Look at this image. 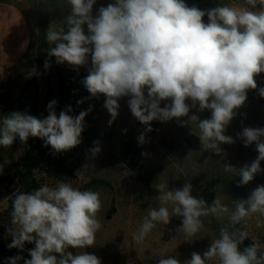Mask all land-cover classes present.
<instances>
[{
    "label": "clouds",
    "instance_id": "1",
    "mask_svg": "<svg viewBox=\"0 0 264 264\" xmlns=\"http://www.w3.org/2000/svg\"><path fill=\"white\" fill-rule=\"evenodd\" d=\"M96 4L97 0H67V15L51 22L46 31L50 47L45 50L44 69H50L53 57L57 65L67 64L77 72L85 68L87 75L80 83L89 95L77 100V106L103 96V108L110 116L108 126L119 115L120 100L127 98L132 116L144 126L137 137L140 145L154 130L152 122L175 119L181 127L195 123L201 149L223 158L221 145L235 143L225 134L227 127L245 104L248 92L256 90L264 98V87L257 83L264 73V0L204 10L185 0H113L94 14ZM26 75L31 78L41 73L33 66ZM56 107L57 101H50L48 115L42 118L28 111L0 117V146L10 147L17 140L27 145L29 138H39L53 155L79 146L92 105L78 115L71 114L70 105L57 115ZM205 111L210 117L201 119L197 113ZM184 117L187 120L181 119ZM236 139L244 147L254 144L258 153L243 166L224 163V171L239 177L238 186H244L264 172V127H243ZM93 143L89 159L101 151L100 141ZM3 167L0 164V173ZM92 170L95 165L86 162L75 176L84 181ZM153 187L159 192L160 206L148 210L140 229L133 233L134 241L142 243L158 224L168 225L172 216L182 218L177 232L188 237L204 227L202 217H227L219 238L211 240L202 255L193 252L183 264H208L214 258L218 264H264V245L253 242L241 251L239 246L249 232L235 228L253 216L257 228L264 226V184L247 198L232 200V208L218 197L209 204L202 196H193L190 182L181 188L170 189L163 182H155ZM101 209L98 192L62 180L17 194L11 226L6 228V236L11 237L7 248L23 252L26 243L34 247L28 250L30 258L18 254L5 264H102L95 254L72 251L95 246L96 233L102 227L97 215ZM229 225L235 230L230 231ZM157 264L181 261L168 256Z\"/></svg>",
    "mask_w": 264,
    "mask_h": 264
},
{
    "label": "rangeland",
    "instance_id": "2",
    "mask_svg": "<svg viewBox=\"0 0 264 264\" xmlns=\"http://www.w3.org/2000/svg\"><path fill=\"white\" fill-rule=\"evenodd\" d=\"M9 1L16 4L26 15L32 39L26 57L0 76V117L12 111H28L29 114L42 118L48 115L47 105L52 100L57 101L56 112L59 115L61 110L57 84L60 69L72 74L74 78V85L64 108L70 105L73 109L71 114L78 115L90 104L93 107V111L85 117L86 128L85 133H82V143L74 149L82 150L86 162L94 164L95 170L89 171L84 181L79 178H69L64 174L53 177L49 175L47 165L34 172L39 187L45 184L54 186L61 180L79 188L93 179H103L110 184L90 188L100 194L102 201V209L97 214L102 227L96 233L95 246L72 251L74 253L88 251L95 254L101 258L102 264H157L159 259L168 256H175L183 264L184 260L191 258L193 252L202 255L209 248L211 240L219 238L220 229L228 224L227 217L220 219L213 216L202 217L204 227L192 237L186 236L182 231L177 232L182 226V218L176 216L171 217L168 225L158 224L142 243L133 240V233L140 229L148 210L160 206V202L156 199L159 192L153 187L155 182L166 183L170 189L181 188L186 182H190L193 185L192 195L197 198L202 196L209 204L218 197L223 204L232 208L234 207L232 200L243 199L235 192L240 178L232 173H226L224 163L243 166L256 158L258 153L255 151L247 155L244 164L237 160L238 147L243 144L236 139V135L243 127H255L259 102L247 101V106L244 104L238 110V115L227 127L225 134L232 136L235 143L221 145L224 150L223 158L212 153L211 150L201 149L199 129L195 123L181 127L175 119L164 123L152 122L154 130L147 133V142L143 145L139 144L142 153L148 155H142L137 170L131 171L122 161L124 143L127 140L137 142V137L144 126L132 116L127 106V98L120 100L119 115L113 124L108 126L107 121L110 116L103 108V96L77 106V100L89 95L80 83V80L87 75L85 68H80L77 72L67 64L57 65L53 57L50 69L47 71L44 69V61L48 59L45 50L50 45L46 41V33L43 37L40 35L37 23L44 17H47L48 26L53 21L61 20L69 11L67 0ZM99 1L102 0H97V3ZM195 1L202 10L219 4L244 5V0ZM96 10L94 5V14ZM33 66L41 75L27 78V71ZM257 83L259 87H264V73L257 77ZM249 103L254 106L251 110L248 109ZM195 111L193 109V112ZM197 114L201 119L210 117L208 111ZM244 116L246 118H243ZM181 119L187 120V117ZM258 127H264V121ZM124 129H127L126 134L123 133ZM170 138L174 140L172 148L165 147L161 141ZM97 140L100 141L101 151L94 158L89 159L88 150ZM32 144L37 148L44 147L43 141L39 138H29L27 145H22L17 140L10 147L0 146V164L4 165L3 172L0 173V211H7V214L0 217V232L8 241L2 252L6 259L13 257L11 249L7 248L11 237L6 236V228L11 226L12 202L20 193L19 177L22 172V161ZM263 163L264 161L261 162V168ZM158 166L162 167V170L148 186L145 185L142 181L143 175ZM262 182L264 184L261 173L243 187L250 194ZM169 210L171 211V206ZM261 220L264 221V217ZM242 225L243 229L249 232L253 242L264 245V226L256 227L255 216L242 222ZM229 230L234 228L229 225ZM239 247L243 251L244 243ZM208 264H218V260L214 258L208 261Z\"/></svg>",
    "mask_w": 264,
    "mask_h": 264
},
{
    "label": "trees",
    "instance_id": "3",
    "mask_svg": "<svg viewBox=\"0 0 264 264\" xmlns=\"http://www.w3.org/2000/svg\"><path fill=\"white\" fill-rule=\"evenodd\" d=\"M185 2L191 6L195 4L201 10V6L195 0H185ZM108 3H111L110 0H102L96 4V8L98 9L101 5L107 6ZM41 17V16H40ZM205 21L207 17L204 18ZM38 31L40 35L43 37L47 31L48 23L47 17H44L42 21H38ZM32 39V35H31ZM31 47V45H30ZM74 85V78L72 74L66 73L63 69H60L58 74V92L60 96V110L64 109L65 102H67L68 97L70 95L71 88ZM163 106V105H162ZM58 115V114H57ZM85 133V131L83 132ZM112 136V133H111ZM173 138L170 139H163L161 143L168 148H172L173 146ZM255 152V145H251L249 147H244V145H240L237 150L236 158L239 162L245 163L246 157L249 153ZM258 155V154H257ZM142 160V151L139 144L132 140H127L124 143V153L122 157V161L124 165L131 171L137 170L139 164ZM86 162L85 154L80 149H72L69 152L53 155L52 150L49 147H42L37 148L35 144H32L26 151L23 161H22V172L19 177V185H20V193L22 192H30L33 189L39 188L38 183L34 177V172L37 169L44 167L45 165L48 166V173L53 177H58L60 174H64L69 178L75 179L78 178L75 176V172L82 167ZM263 162V161H262ZM262 169H264V163L262 165ZM162 170V167H155L154 169L146 172L143 177L142 181L145 185H149L151 181L157 176V174ZM264 178V172H262ZM96 185H107L110 184L103 180V179H93L90 182L86 183L81 190H88L93 186ZM235 192L240 194L242 198H247L249 193L244 189L243 186H238L235 189ZM7 214V211L4 212L0 211V217L2 215ZM110 216V215H109ZM235 228L243 229L242 222L239 225H236ZM234 228V230H235ZM7 239L5 238L4 234L0 232V264H5L6 258L2 254L3 250L6 247ZM11 242V241H10ZM245 247L250 246L253 241L250 239H246L244 242ZM34 244H25V250L21 252L18 249H11V255H23L26 259L30 258L28 256V250L32 249ZM20 264H23V261H20Z\"/></svg>",
    "mask_w": 264,
    "mask_h": 264
},
{
    "label": "crops",
    "instance_id": "4",
    "mask_svg": "<svg viewBox=\"0 0 264 264\" xmlns=\"http://www.w3.org/2000/svg\"><path fill=\"white\" fill-rule=\"evenodd\" d=\"M30 45L31 31L26 15L13 2L0 0V76L26 57ZM250 100L259 102L255 120V127H258L264 121V98H260L256 90H250L246 106ZM252 107V103H249L248 109L251 110Z\"/></svg>",
    "mask_w": 264,
    "mask_h": 264
}]
</instances>
